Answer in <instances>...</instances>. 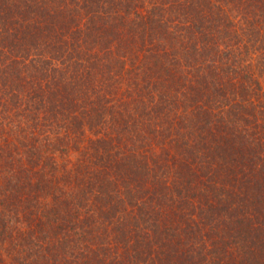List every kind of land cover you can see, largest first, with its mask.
Here are the masks:
<instances>
[{"label":"trees","instance_id":"1","mask_svg":"<svg viewBox=\"0 0 264 264\" xmlns=\"http://www.w3.org/2000/svg\"><path fill=\"white\" fill-rule=\"evenodd\" d=\"M0 264H264V0H0Z\"/></svg>","mask_w":264,"mask_h":264}]
</instances>
